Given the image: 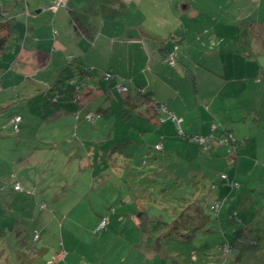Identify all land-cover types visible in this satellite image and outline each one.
Segmentation results:
<instances>
[{"label":"crops","instance_id":"0c3cea01","mask_svg":"<svg viewBox=\"0 0 264 264\" xmlns=\"http://www.w3.org/2000/svg\"><path fill=\"white\" fill-rule=\"evenodd\" d=\"M1 10L0 21L10 22L12 35V17L8 19ZM47 10H38L32 16H29L31 11L24 12L25 23L18 24L20 27L14 35L16 40L12 50L17 56L10 61L12 67L0 71V84H7L0 85V100L6 97L10 86L17 88L25 99L43 87L45 93L58 94L62 100L54 116L44 108L37 112L41 125L57 116H66L67 123L75 119L77 133L74 137L80 138L82 143H74L68 151L67 156L70 154L76 159L77 165L73 169L90 175L96 170L95 163L99 162L97 172L105 174L111 171L106 164L101 166L105 150L99 147L96 151L95 142L103 141L111 124L110 117L104 116L111 110L108 98L117 91L112 87L113 83L120 81L128 85L129 92L122 96L124 102L135 109H139V102H144L142 108L146 119L160 125L154 129L151 144L147 135L142 136L141 155L146 157L151 148L157 150L155 144L161 143V149L157 151L162 150V154L147 162L151 167L156 161L154 168L159 167L157 171H160L165 164L166 151L173 152L174 149L178 160L187 161L186 170L191 176L188 181L198 188L196 195L209 216V221L195 236L201 245H194L190 255L172 258L171 253H166L169 247L163 245L161 239L173 237L164 235L170 222H162L156 229L145 214V196L150 184H140L145 202L140 201L138 205L129 190L130 186L138 189L137 183H142L144 175L151 170L147 167L144 172V164L133 169L140 175L133 178L130 172L127 198L139 210L133 220L144 241L134 249L137 261L129 264L238 262L240 254L232 251L223 254L219 246L228 243V238L243 240L250 231L256 230L254 224L259 217L264 220L258 208L264 206V0H67L65 7ZM13 12L21 14L18 8ZM175 46V64L169 65L163 58ZM105 70L111 71V78H102ZM71 78L85 86L76 88L70 84ZM135 87L164 102L180 119L178 126L184 133L207 135L229 130L240 140V146L229 151L227 146L212 139L208 149H204L199 142H190L192 138L186 140L189 137L181 139L177 146V124L171 118L158 122L150 103L137 94ZM5 103L8 101L1 104ZM93 110L101 115L89 122L84 113ZM77 111L78 118L75 117ZM19 123H23L22 115ZM68 140L64 137V141ZM41 141L45 145L50 143L47 139ZM87 141L93 145L87 146ZM74 147L81 150L79 154H75ZM109 147V156L105 160L116 170L120 166L117 160L114 161L116 151L111 145ZM147 158L151 156L148 154ZM210 167L217 168L214 172L220 170L219 175H211ZM222 173L225 178L220 177ZM177 180L180 182V178ZM48 189L50 187L44 190ZM216 199L220 205L215 211V222L210 224L209 208ZM122 201L126 202V198ZM167 202H158V205L167 208L170 204ZM178 210L171 213L172 219ZM141 211L144 212L142 216ZM236 212L240 216L238 221L235 220L238 216H233ZM255 213L259 215L255 216ZM37 216L46 227L33 233L34 243L21 239L12 250L2 248L0 264H46L50 261V264H120L118 260L122 255L119 251L112 257L113 261L103 257L98 263L89 252L73 245L66 247L64 239L57 247L55 235H52L54 238L45 235L50 217L47 218L43 211H38ZM120 217V220L124 219V216ZM214 228L217 231L211 233ZM151 229L155 234L151 235ZM69 233L66 237L82 242L76 232ZM148 237L154 240L149 241ZM253 242L259 247L258 239ZM257 259L260 262L254 264H264V256H257Z\"/></svg>","mask_w":264,"mask_h":264},{"label":"rangeland","instance_id":"374dc122","mask_svg":"<svg viewBox=\"0 0 264 264\" xmlns=\"http://www.w3.org/2000/svg\"><path fill=\"white\" fill-rule=\"evenodd\" d=\"M48 2L50 0H0V9L6 13L8 19L10 16L12 17L11 21H13L14 28L9 40V47L7 46L4 53L0 55L1 72L12 67L9 65L11 64L10 61L17 56L16 52L12 50L16 40L14 35L17 33V28L20 27L18 24L25 23L26 15L24 12L31 11L29 16L38 10L43 12V10H47ZM16 8L21 14L18 15V13L13 12ZM55 31L57 32V30H54V34H56ZM0 85L6 86L7 84L4 82ZM43 89L44 87L40 88L32 94L31 98L25 99L17 88L10 86L6 97L0 100V251L2 248L8 251L9 247L12 250L21 239L33 244V233L46 227L44 221L37 216L38 211H43L46 212L47 218L50 217V224L45 230L47 231L45 235L47 237L55 235L57 247L64 239L66 247L69 245L79 247L89 252L92 259L97 260L98 263L103 257H108V261H113L112 257L118 251L122 255L121 260H118L120 264L137 261L134 249L144 240L138 232L137 222L133 220L139 210L135 203L127 198L126 189L128 179L131 177L130 174L132 173L133 178L139 177L140 174L136 173V170L133 172V169H139V166L144 164L143 171L147 167L151 170L150 173L144 175V178L153 177L149 188L153 194L152 199H161L165 202L160 198L162 194L166 193L164 196L169 198L172 196L173 200L166 198V201H170L167 208L164 205H158L157 202H151L152 200L147 201L145 205V214L151 220V226L155 225L157 229L163 224L162 222L169 223L173 220L170 215L178 208L177 203L180 201L178 198L194 188L193 184L188 181L191 176L186 170L187 161L185 159L178 160L179 157L174 154L173 149V152L166 151L165 153L166 157L163 161L165 164L162 167L164 171L162 168L157 171L159 167L154 168L156 161L149 167L147 162L155 156H160L162 150L157 151L151 148V153L148 152L151 158H147L148 154L143 157L144 155H141V145L144 143L142 136L147 135L148 143L151 144L150 141L152 140L150 139L155 135L154 129L160 125L151 123L146 119L142 108V106L145 107L144 102H139L140 105L137 106L139 109L130 108L122 98L126 93L116 91L112 93L111 98H108L111 103V110L106 112L104 116L111 119L108 133L104 134L103 141L95 142V146L96 151L99 147L105 150L103 154L105 159L109 156V146L115 148L116 153L112 152L115 156L114 161L117 160L119 162L117 165L120 166L114 170L109 161L103 159L101 166L106 164V168L109 167L110 172L116 174L109 171L105 174L98 173L99 162L95 163L96 170L90 175L88 172H76L77 170L73 169L77 165L76 159L70 154L67 156L74 143H82L79 142L81 141L80 138L77 140L74 137L77 133L74 125L75 119L67 123L65 121L66 116L61 117L62 119L58 116L52 117L42 126L37 112L44 108L48 114L52 113L51 115L54 116V112L57 113L60 109L62 100L59 97L57 102H51L52 93L50 91L45 93ZM3 101H8V103L2 105ZM17 113L23 116V123L22 125L19 123L21 126L16 130L10 123V118ZM113 117L115 119H112ZM40 118L42 120V117ZM176 131L175 141L176 145L179 146L180 140L186 138L177 134ZM47 134H51V136ZM50 137L51 139H49ZM64 137L69 139L68 142L64 141ZM41 139H47L50 143L45 145ZM186 140H190V138ZM190 142L195 141L190 140ZM91 144L93 145V142H86L87 146ZM177 146H174L175 149ZM74 150H76L75 154H79L81 151L75 147ZM96 158L97 156H95ZM129 167L132 169L129 170ZM62 169L65 171L62 172ZM215 169L217 168L210 167L208 169L211 175L215 173L219 175L220 170L214 172ZM86 174L89 175V178ZM179 178L180 182L177 180ZM15 181L20 183L21 189L13 188ZM44 183V187L41 188L40 185ZM92 183L93 185H91ZM159 185L166 190L158 189ZM47 187L50 189L44 190ZM124 198H126V202L122 201ZM224 205L225 203H223V207ZM258 208L259 212H262L260 215L264 216V206L260 205ZM210 212V224H213L215 211L210 210ZM233 212L235 210H232ZM236 215L238 217H235ZM258 215L255 213V216ZM120 216H124V219L120 220L122 219ZM233 216L235 219H240L237 212ZM102 218H106L107 222L104 226H99ZM234 223L240 224L236 221ZM254 225H259L261 229L254 226L256 230L250 231L243 237V240H241L242 238H228L227 244L231 245L230 251L237 252L236 255L240 254L238 262L234 264H254L260 262L259 259L256 261L257 256H264V220L259 217ZM151 230V235L155 234V231ZM69 231L76 232L82 242H75V239L66 237V235H70ZM216 231L217 229L214 228L211 233ZM52 237L54 238V236ZM148 238L149 241L154 240L152 237ZM161 239L163 240L162 244L169 247L166 253H171L172 258H179L180 254L190 255L194 251V245L196 247L201 245L198 237H195L192 242H186L174 236L167 240L164 237ZM257 239L260 243L258 244L259 247L253 242H256ZM239 251L241 252L239 253Z\"/></svg>","mask_w":264,"mask_h":264},{"label":"trees","instance_id":"16d2710c","mask_svg":"<svg viewBox=\"0 0 264 264\" xmlns=\"http://www.w3.org/2000/svg\"><path fill=\"white\" fill-rule=\"evenodd\" d=\"M11 30H12V27H11L10 22H8V21H0V54L2 52H4V50L7 47V42H8L9 36L11 35ZM102 78H103V76H102ZM71 79H72V81L70 82V84L74 85L76 88H79L82 85L85 86L84 83H80L81 85L79 86V85H77L78 83L74 80V78H71ZM112 87H113V85H112ZM129 88L130 87L128 86V91H129ZM135 90H136L137 94L145 102L147 101V102L150 103V106L154 110V116H156V118H157L158 117V112L154 109L155 101L157 99L154 98L153 96H151L150 93L146 92L142 88H139V87L136 88L135 87ZM58 98H59L58 94H53V95H51V99L50 100H51V102L55 103V102L58 101ZM158 102L165 104L164 102H161V101H158ZM87 112H90V111H86L84 113V118L86 120H87V118H86ZM93 114L95 115V117H94V119H95L96 117H98L100 115V112H94ZM15 115H19V114H14L13 116H15ZM78 116H79V112L77 111L75 113V117L78 118ZM20 117H21V115H20ZM12 118L13 117L10 118V123L11 124H12V122H11ZM20 121H21V119H20ZM92 121H89V122H92ZM157 121L160 122V123L164 122V121H159L158 118H157ZM19 122H18V129H19ZM220 133L228 134V133H231V132L229 130H221L218 134H213L214 137H215L213 139H216ZM180 135H182L183 137H189L191 139V136L197 135V134H186V133H184L182 131V134H180ZM234 138H235V136H234ZM231 144L233 145V147H234L233 150L235 151L240 146V140L235 138L233 141H231L230 145ZM154 148L157 149V150L161 149V147L160 148H156L155 145H154ZM146 179L142 178V180L144 182L142 181V183H137L138 186H136V187H138V189L131 188V186L129 188V190H132L131 191L132 198L136 202L137 205H138V202H140V201H144L145 202V199L143 198V195L141 194V192L143 190L141 191L140 184L141 185H143V183L144 184L147 183V185H148V183L150 184V181L153 180V177H148ZM189 181L191 182V180H189ZM147 185H146V188H149V186L147 187ZM158 189H161L162 191L166 190V188L162 187L161 185L158 186ZM197 189L198 188L195 187V188H193L192 191H188L186 194H184L183 196H180L178 198L180 201H179V203H177L178 204V208L177 209H179V210H178L177 214L175 215V217L173 218V220L168 224L167 234H165V235L174 236V237H176L178 239H181V240H184L186 242H189V241H192L194 239V237L197 235L199 230L209 221V216H208V214H207V212H206V210H205V208H204V206L202 204V201L196 195V193L198 192ZM164 194H166V193H164ZM164 194H162L160 198H162L163 200L166 201V198H169V197L168 196L166 197V195L164 196ZM152 195L153 194L151 193V190H148L147 195L145 196V198H147V201L152 200L151 202H154V203L155 202L164 203L161 199H159V200L156 199V198L152 199ZM167 201L170 202L169 200H167ZM142 214H144L143 211H141V216H142ZM141 219H142V217H141ZM235 220H237V218Z\"/></svg>","mask_w":264,"mask_h":264},{"label":"built area","instance_id":"2783aa9c","mask_svg":"<svg viewBox=\"0 0 264 264\" xmlns=\"http://www.w3.org/2000/svg\"><path fill=\"white\" fill-rule=\"evenodd\" d=\"M66 2L67 0H50V2L47 3L46 7L47 9L50 10H57L58 8H63L66 6ZM56 32V31H55ZM176 46L173 48V50L168 51L165 56H164V61L167 62L169 65H174L175 64V51H176ZM102 76L104 79H109L112 76V73L110 71H105L102 73ZM72 81V79L70 80ZM77 85H81L79 82H77ZM113 88L119 92H127L128 91V86L120 81H115L113 83ZM158 101H155V106L154 109L158 112V120L159 121H164L167 117L171 118L178 126V123L180 121L179 118L176 117V115L167 108V106L163 103H157ZM95 115L91 112H87L86 114V118L88 121H92L94 119ZM21 117L20 115H15L13 116V118L11 119L12 125L13 127L17 130L18 129V122L20 121ZM179 128V126H178ZM178 133L182 134V130L179 128L178 129ZM191 138L195 141L200 142L203 145L204 149H208L210 141L215 138L213 133H209L207 135H193L191 136ZM235 138L231 133L225 134V133H220L218 135V137L216 138V141L218 144L220 145H226L228 147V150H233L234 147L231 143V141H233ZM156 148H160L161 147V143H157L155 144ZM221 178H225V174H221L220 175ZM234 185H236V183H234ZM14 188L15 189H21V185L19 182H15L14 183ZM220 202L218 200H213V202L210 205V209L211 210H217L219 208ZM237 220H239L237 218ZM107 222L106 218H102L100 221L99 226H104ZM38 236V234H35V238ZM221 252L223 254H226L230 251L231 249V245L225 243V244H221L219 246ZM51 262V261H50ZM50 262H46V264H50Z\"/></svg>","mask_w":264,"mask_h":264}]
</instances>
